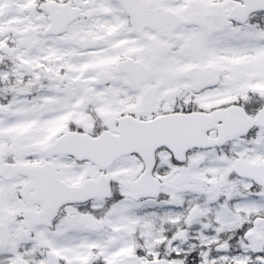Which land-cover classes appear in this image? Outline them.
I'll return each mask as SVG.
<instances>
[{
  "label": "snow or ice",
  "instance_id": "6c2138e0",
  "mask_svg": "<svg viewBox=\"0 0 264 264\" xmlns=\"http://www.w3.org/2000/svg\"><path fill=\"white\" fill-rule=\"evenodd\" d=\"M0 264H264V0H0Z\"/></svg>",
  "mask_w": 264,
  "mask_h": 264
}]
</instances>
